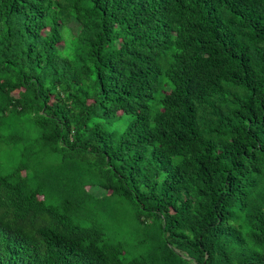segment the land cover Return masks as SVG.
<instances>
[{
	"label": "trees",
	"instance_id": "obj_1",
	"mask_svg": "<svg viewBox=\"0 0 264 264\" xmlns=\"http://www.w3.org/2000/svg\"><path fill=\"white\" fill-rule=\"evenodd\" d=\"M0 264H264V0H0Z\"/></svg>",
	"mask_w": 264,
	"mask_h": 264
},
{
	"label": "rangeland",
	"instance_id": "obj_2",
	"mask_svg": "<svg viewBox=\"0 0 264 264\" xmlns=\"http://www.w3.org/2000/svg\"><path fill=\"white\" fill-rule=\"evenodd\" d=\"M63 15H64V14H61V18L63 17ZM62 20H63V19H62ZM17 94L21 95L22 92H19V93H17ZM39 199H41V198H39Z\"/></svg>",
	"mask_w": 264,
	"mask_h": 264
}]
</instances>
